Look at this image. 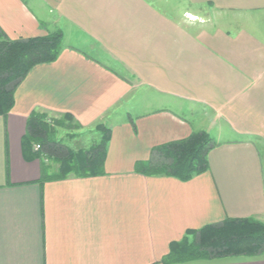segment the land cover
Instances as JSON below:
<instances>
[{"label":"crops","instance_id":"0c3cea01","mask_svg":"<svg viewBox=\"0 0 264 264\" xmlns=\"http://www.w3.org/2000/svg\"><path fill=\"white\" fill-rule=\"evenodd\" d=\"M54 27L67 39L57 59L33 66L0 114V264H167L189 229L264 220V0H0V39ZM32 112L107 122L104 170L45 176L24 139ZM202 130L217 142L207 171L137 168Z\"/></svg>","mask_w":264,"mask_h":264},{"label":"trees","instance_id":"16d2710c","mask_svg":"<svg viewBox=\"0 0 264 264\" xmlns=\"http://www.w3.org/2000/svg\"><path fill=\"white\" fill-rule=\"evenodd\" d=\"M63 33L48 32L27 38L0 39V114H7L15 103V92L33 66L57 59L62 49ZM65 117L71 114H65ZM48 115L32 112L27 120L25 143L40 144L36 155L46 151L60 163L58 171L46 175L62 178L69 174L91 175L104 170L110 132L102 149L74 151L53 136ZM55 122L61 123L62 119ZM110 129V128H109ZM217 142L206 131L161 144L154 148L149 161H138L137 168L149 174L173 175L189 180L210 167L208 154ZM99 147V146H98ZM99 149V150H98ZM45 173L48 172L43 163ZM264 253V222L256 217H228L198 229H189L179 241H173L163 257L167 264L197 259H221L234 256L257 257Z\"/></svg>","mask_w":264,"mask_h":264},{"label":"rangeland","instance_id":"374dc122","mask_svg":"<svg viewBox=\"0 0 264 264\" xmlns=\"http://www.w3.org/2000/svg\"><path fill=\"white\" fill-rule=\"evenodd\" d=\"M58 31H62L63 33V41L62 45L65 39V34L61 28L54 27L53 33H57ZM71 42H74V39L71 38ZM77 41V40H75ZM150 91L151 95L153 94L152 89H148V92ZM157 101H154V104ZM50 122L53 125L54 131L53 136L56 138L57 141L63 142L66 144L69 149H73L74 151H87V150H95V148L102 149L104 147L103 144H105L106 136H108L109 132V124L105 121H96L95 123L92 122L91 124H85V122H81L80 120L76 119L72 114L69 117H53L48 116ZM56 119H62L63 121L61 123L55 122ZM259 148L264 153V140H261ZM38 144L35 143L34 146ZM99 146V147H98ZM98 149V150H99ZM36 151H40L41 147L38 149H35ZM264 156V154H263ZM46 163L47 170L51 173L58 171L60 167V163L56 161L53 157H51L46 151L43 152L42 157ZM261 220V219H260ZM264 222V220H261Z\"/></svg>","mask_w":264,"mask_h":264},{"label":"built area","instance_id":"2783aa9c","mask_svg":"<svg viewBox=\"0 0 264 264\" xmlns=\"http://www.w3.org/2000/svg\"><path fill=\"white\" fill-rule=\"evenodd\" d=\"M34 147H35V149H38V148H40V144H36Z\"/></svg>","mask_w":264,"mask_h":264}]
</instances>
